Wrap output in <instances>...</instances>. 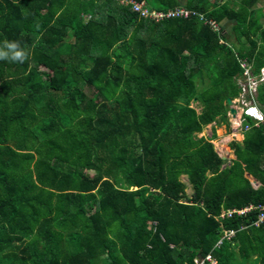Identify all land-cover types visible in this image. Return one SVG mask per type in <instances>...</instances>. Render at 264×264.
<instances>
[{
    "label": "trees",
    "instance_id": "16d2710c",
    "mask_svg": "<svg viewBox=\"0 0 264 264\" xmlns=\"http://www.w3.org/2000/svg\"><path fill=\"white\" fill-rule=\"evenodd\" d=\"M142 1L201 13L220 32L196 14L153 20L117 0H0V43L30 53L0 61V264H193L207 252L215 264H264L254 210L216 218L264 203V128L243 118V152L223 168L198 135L228 124L237 58L255 76L264 68L255 0ZM255 99L264 110L262 83ZM222 229L235 230V250L214 246Z\"/></svg>",
    "mask_w": 264,
    "mask_h": 264
},
{
    "label": "built area",
    "instance_id": "2783aa9c",
    "mask_svg": "<svg viewBox=\"0 0 264 264\" xmlns=\"http://www.w3.org/2000/svg\"><path fill=\"white\" fill-rule=\"evenodd\" d=\"M117 1L119 4L130 6L131 10L136 12L138 16L153 20H158L165 16H187L190 13L196 14L202 23L209 24V26L218 34L220 32L219 25L216 22L204 18L201 13L188 10L184 7L178 6L162 12L148 8L142 0ZM237 61L239 67L241 68V73L236 78L239 91L237 96L232 99V107L238 111L240 122L243 120V118L247 117L252 121V125H260L264 128V110L257 104L255 99L256 85L259 83L264 85V68H260L259 73L257 76H255L250 71L249 63L240 58H237ZM247 128V124H244L241 127L242 130ZM251 210L255 211V217L250 224L253 226H258L264 221V203L247 204L237 208H226L221 210L216 218L231 217L232 215L243 216L245 213ZM234 233V229H222L219 238L214 243V246L217 247L222 240L231 241ZM192 262L193 264H215V258L210 254V252H207L203 256H196L193 258Z\"/></svg>",
    "mask_w": 264,
    "mask_h": 264
},
{
    "label": "crops",
    "instance_id": "0c3cea01",
    "mask_svg": "<svg viewBox=\"0 0 264 264\" xmlns=\"http://www.w3.org/2000/svg\"><path fill=\"white\" fill-rule=\"evenodd\" d=\"M210 2H212L213 4L215 3L219 4L218 0L216 2L214 0H210ZM262 2L261 0H256V2L254 1L252 5V10H254L255 16H257L259 19L260 18L264 19V9L263 10L260 9V12L258 14L255 12V10H258L259 7H262V6H259V4H262V5L264 4ZM222 22H223L222 25H223L224 31L226 32V35H227V39L231 42L233 41L234 43H236L234 34H231L232 36L228 34V31L230 30L232 22H228L225 20H223ZM69 41L71 42L72 38H70ZM232 103H233V100L231 99V105ZM226 109H227L226 115H227V122H228L227 125L223 123L211 122L205 125L206 129H203V131L200 134L202 136L206 135L212 138L210 139V142L213 145L214 151L220 158L224 160V162L221 165V168L228 166L231 163V160H234L237 155H240L243 152V145H242V137H243L242 131L243 130L241 129L242 126L240 124L241 122L239 118V113L234 108L235 111L231 115L229 113V109L227 107ZM259 167L264 168V158L262 159V162L259 165ZM242 176L244 179L248 181L249 186L253 189L259 186H263L257 178H255L252 174L246 171L242 172ZM185 187H186L185 193L188 196L191 193V188H190V185L186 182V178H185ZM231 244L233 245V249L235 250L237 246L236 241L232 240ZM255 258H256V255L252 254L248 259V263L252 264L251 262L254 261Z\"/></svg>",
    "mask_w": 264,
    "mask_h": 264
},
{
    "label": "clouds",
    "instance_id": "9594fccd",
    "mask_svg": "<svg viewBox=\"0 0 264 264\" xmlns=\"http://www.w3.org/2000/svg\"><path fill=\"white\" fill-rule=\"evenodd\" d=\"M29 55L30 53L21 47L19 41L4 40L0 43V61L24 63L28 60Z\"/></svg>",
    "mask_w": 264,
    "mask_h": 264
},
{
    "label": "rangeland",
    "instance_id": "374dc122",
    "mask_svg": "<svg viewBox=\"0 0 264 264\" xmlns=\"http://www.w3.org/2000/svg\"><path fill=\"white\" fill-rule=\"evenodd\" d=\"M208 1V3H212V2H210V0H207ZM228 2L230 5H232V3L233 2H238L239 0H218V3L220 4V2ZM263 1V2H262ZM179 2L182 4L183 2H184V0H179ZM255 2H256V0H255ZM261 2L262 3H264V0H261ZM258 3V2H257ZM213 4V3H212ZM211 4V5H212ZM259 6H262V7H259V9L258 10H255V12L258 14L259 12H260V9L261 10H263L264 9V4L262 5V4H259ZM254 19H257V21L261 24V26L264 28V19H259L257 16H255V14H254ZM222 24H223V22H222ZM228 34H233V32H232V30L230 29L229 31H228ZM232 36V35H231ZM231 100V99H230ZM225 104H226V102H225ZM192 105L193 106H195V104L192 102ZM226 107L227 108H229V105H227L226 104ZM175 111H176V108H172L171 110H170V112H169V114H168V118H171V117H173V115L175 114ZM204 128H202V130H201V132L203 131V129H206L205 128V126H203ZM201 132L199 133V135L201 134ZM206 135H204V137H205ZM206 138H209L208 136H206ZM212 139V138H211ZM87 173L88 174H92V171L91 170H88L87 171ZM180 179L183 181V182H185V177L182 175V176H180ZM186 188V187H185Z\"/></svg>",
    "mask_w": 264,
    "mask_h": 264
},
{
    "label": "water",
    "instance_id": "95a60500",
    "mask_svg": "<svg viewBox=\"0 0 264 264\" xmlns=\"http://www.w3.org/2000/svg\"><path fill=\"white\" fill-rule=\"evenodd\" d=\"M225 102H226L227 105H229V108H228L229 109V113L232 115L235 110H234V108L231 105V100L229 98H225Z\"/></svg>",
    "mask_w": 264,
    "mask_h": 264
}]
</instances>
